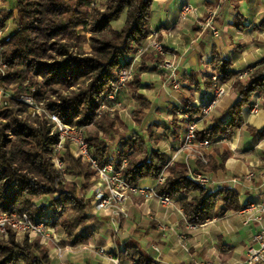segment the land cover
<instances>
[{"label": "trees", "instance_id": "trees-1", "mask_svg": "<svg viewBox=\"0 0 264 264\" xmlns=\"http://www.w3.org/2000/svg\"><path fill=\"white\" fill-rule=\"evenodd\" d=\"M11 1L12 8L0 10V29L12 21L15 27L2 40L3 60L10 66L0 81L17 94H31L39 102H47L67 124L95 126L97 133L86 136L93 156L100 164L127 158L123 176L128 183L154 184L164 171L167 156L151 146V126H146L147 137L139 131L119 139L113 156L109 143L98 136V131L114 130L107 123V113L97 118V110L117 85L120 70L130 65V55L149 35L148 23L153 0H105L104 8L92 5V0H2ZM237 1V0H236ZM237 8V7H235ZM239 15V13H238ZM124 16L120 29L111 23ZM264 28V19L261 22ZM90 31V49L79 45V30ZM211 64L218 69L221 81L231 82L237 99L229 108L227 122L216 119L208 130L198 133L217 143L219 138H231L242 126L243 108L252 97L264 92V57L253 65L245 81L236 78L231 62L216 55ZM28 83L24 84V80ZM197 85L198 81L192 79ZM139 78L133 82L139 84ZM212 87L210 79L204 81ZM64 91V93H63ZM134 110L139 125L151 102L137 97ZM180 109L175 107L173 113ZM190 119H197L200 109L189 104ZM109 118V117H108ZM57 140L56 129L43 117L32 118L21 104L0 108V211L27 214L34 222L47 219L61 228L73 244L87 242L96 233L98 220L85 211L87 200L83 193L91 185L89 161L66 155L70 172L82 179L80 187L74 182L66 186L54 168L52 151ZM221 163L206 154L207 163L197 160L199 171H216L223 166L228 152H220ZM118 155V156H117ZM144 156L142 160L139 156ZM156 191L176 198L188 222L202 224L218 210H239L238 194L231 188L214 192L199 186L188 176V166L172 163L166 169ZM197 193L195 196H190ZM43 197L40 203L35 200ZM139 264H156L137 247L129 246L123 253ZM50 264L49 254L39 241H16L13 235L0 238V264Z\"/></svg>", "mask_w": 264, "mask_h": 264}, {"label": "crops", "instance_id": "crops-1", "mask_svg": "<svg viewBox=\"0 0 264 264\" xmlns=\"http://www.w3.org/2000/svg\"><path fill=\"white\" fill-rule=\"evenodd\" d=\"M185 3L191 5L192 11L181 17L180 9ZM1 7L7 8L5 5ZM211 11H216L215 25L220 30L218 36L202 27ZM263 19L264 0H153L148 31H159L166 51L164 58L175 63L182 87H172L168 73L159 66L162 56L149 53L142 57L137 89L128 86L119 91L114 104H122L119 114L128 116V112L132 114L139 107L137 97L142 96L151 102L141 125L152 127L153 136L148 143L167 156L169 165L178 162L186 164L188 172L199 170L197 160L181 149L186 127V121L181 116L183 107L191 104L199 109L198 104L212 97L213 77L219 75L218 69L211 64L216 55L230 61L235 72L253 66L264 57ZM9 22L4 34L13 29H10ZM123 22L124 16L111 24L114 29H120ZM207 79L213 82L212 87L205 86ZM229 86L227 94L212 112L204 118L198 117L199 133L208 130L216 119L223 122L229 120V108L237 99L234 87L231 83ZM257 99L260 108L254 114L250 112V106ZM175 107L180 109L174 114ZM242 117V126L231 138L221 137L218 143L206 150V154L211 155L218 165L221 158L214 151L215 146L221 153H229L223 166L206 172L213 180L207 190H235L241 206L239 210H218L210 220L191 227L193 223L188 222L176 198H173V203L162 205L156 197L144 199L133 196L127 204L129 216L121 221L119 232L114 235L109 217L100 216L89 202L86 212L99 222L95 235L87 242L73 244L64 231L58 229L55 235L57 241H39L49 254L50 264H114L107 255L98 252L103 246L119 258V264H139L124 257L123 253L129 246L137 247L156 264H198L204 260H212L215 264H234L244 259L249 246H258L256 235H261L264 240V218L257 210L243 211L246 204L264 203V183L258 176L246 178L250 170L264 165V92L252 97L251 103L243 108ZM130 121L131 126L125 128L114 141L116 149L121 137L138 131L136 119L130 116ZM146 183L151 184L148 180ZM195 195L197 193L190 196Z\"/></svg>", "mask_w": 264, "mask_h": 264}, {"label": "built area", "instance_id": "built-area-1", "mask_svg": "<svg viewBox=\"0 0 264 264\" xmlns=\"http://www.w3.org/2000/svg\"><path fill=\"white\" fill-rule=\"evenodd\" d=\"M100 0H92V5H97ZM192 11L191 5L185 3L180 9V16L185 17L186 14ZM216 11L209 12L208 16L204 20L203 29L211 30L214 36L220 34L219 28L215 25ZM159 31L150 32V41L146 44L138 46L135 56L133 57L130 65L123 68L120 71L118 79V87L113 90L107 97V101L116 103V98L121 87L126 85V80L132 77L133 72H136L135 63L139 61V58L143 53L147 51H156L163 55L165 53V47L161 41L158 40ZM4 29H0V81L6 75L7 63L2 58L3 45L2 40L4 38ZM159 66L168 73V80L171 81V85L174 89H181L182 85L178 80L176 73V65L173 61L165 59L159 63ZM252 70L251 67L239 70L238 75L244 78ZM214 88L213 95L207 99L204 103L198 104L200 107V114L198 117L204 118L208 116L212 110L218 105L220 99L227 94L228 85L221 81L220 74L213 77ZM12 101H17L25 104L29 111L35 115L40 112H46L42 103H38L32 95H16L13 90H9L6 87L0 85V108L8 106ZM260 101L255 100L250 106V112L257 114L259 111ZM105 107V102L101 104V109ZM189 106H184L181 112V116L186 121V127L181 139V149L187 151L193 158L200 160L206 164V149L210 147L212 142L207 138H200L198 136V123L199 119H190L188 114ZM100 112V111H99ZM47 116L54 121V127L57 129L59 142L57 147L63 145L64 140L70 139L77 147L76 154L82 156L88 160L91 164V168L94 172L95 183L92 185L87 193V197L90 199L94 209L100 216H108V221L112 225V234L116 235L119 232L121 221L129 216L128 201L133 197L148 199L156 197L159 199L162 205H167L174 202V199L161 195L156 191V185L162 183L165 179V169L169 166L166 164L164 171L157 178L154 184L141 183L131 184L128 183L123 176V167L127 164V158H121V164L117 165L115 162H106L100 164L93 156L92 149L89 147L86 138L83 137L79 128L73 127L63 122L58 114L46 112ZM101 115V112L98 114ZM54 152H57L56 150ZM56 166L60 169H64V164L61 158L55 157ZM188 176L195 181L199 186L207 189L213 182L211 176L206 172L199 170H189ZM264 183V165L259 169H254L247 173L246 178L253 179L257 177ZM257 210L260 217L264 218V203H249L244 206L243 211H255ZM15 213L0 215V230H4L5 225H13L14 227L22 230H30L31 233L39 234L41 242H48L50 240L57 241L55 227L48 222L47 219L39 222L32 221L27 214L16 215ZM191 227L194 224H190ZM255 239L258 241V246H249L246 249L244 259L234 264H264V240L261 235H256ZM156 250L158 249L155 247ZM98 252L102 255H107L111 262L119 264V258L114 257L109 253L105 246L100 247ZM198 264H215L212 260H204Z\"/></svg>", "mask_w": 264, "mask_h": 264}, {"label": "rangeland", "instance_id": "rangeland-1", "mask_svg": "<svg viewBox=\"0 0 264 264\" xmlns=\"http://www.w3.org/2000/svg\"><path fill=\"white\" fill-rule=\"evenodd\" d=\"M104 3H105V0H100L99 2H98V4H97V7L99 8V9H103L104 8ZM2 5H5V7H7V8H2L1 6ZM9 5V6H8ZM10 8H12V4L11 3H7L6 1H2V0H0V10H8V9H10ZM9 24H10V29H12V27L14 28L15 26V24L12 22V21H10L9 22ZM111 26H112V24H111ZM112 28L114 29V27L112 26ZM78 34H79V45L81 46V47H83V50L85 51V52H87V51H89V49H90V36H91V33H90V31L89 30H87V29H84V28H82V29H80L79 30V32H78ZM158 40L159 41H161L160 40V38H159V34H158ZM150 41V32H149V35H148V37H147V39H145V41L143 42V43H141V44H147L148 42ZM162 42V41H161ZM141 44H139V45H141ZM139 45H137L136 46V48H135V50H134V52L130 55V56H132V58L130 57V63H131V61H132V59H133V57L135 56V53H136V51H137V48H138V46ZM149 53H153V54H157V55H159V56H162V58H161V60H160V62L162 61V60H165L166 58H164V55H165V53H166V51H165V53L163 54V55H161L160 53H158V52H156V51H147V52H145V53H143L142 54V56L139 58V61L137 62V63H135V67H136V72H133V74H132V77L131 78H129V79H127L126 80V85L124 86V87H121L120 88V90L119 91H122V90H124V89H126V88H128V86H130V87H132L133 89H137V87L138 86H136V87H134V84H133V82L136 80V78H138L139 77V67H140V63H141V61H142V57L144 56V55H146V54H149ZM169 60V59H168ZM10 67H12V66H10V65H8L7 64V68H6V71L10 68ZM141 68H143V67H141ZM247 68H249V67H247ZM251 68H252V70H253V66H251ZM252 70H250V72L252 71ZM121 71V70H120ZM249 72V73H250ZM248 73V74H249ZM119 74H120V72H119ZM119 76L120 75H118V79H119ZM247 77H248V75L246 76V77H244V78H241V77H239V75H238V72H236V78L237 79H240V80H243V81H245L246 79H247ZM222 82H224V83H226L227 85H228V87H230L229 86V83H231V82H226V81H222ZM28 83V79H26V80H24V84H27ZM232 84V83H231ZM118 87V81H117V85H116V87L114 88V90L116 89ZM7 88V87H6ZM7 89H9V90H13V92H14V94H16V95H22V94H17L16 92H15V90L12 88V87H8ZM63 93H64V91H63ZM110 94V93H109ZM25 95H31V94H25ZM108 97V96H107ZM36 100V99H35ZM37 101V100H36ZM38 103H42V107L43 108H45V111L46 112H49V113H56L55 111H54V107L52 106V105H50L49 103H47V102H39V101H37ZM103 103V102H102ZM101 103V104H102ZM11 104H21L22 106H24L25 107V109H26V113L30 116V117H32V118H36V117H38V116H40V117H43V118H45V119H47L52 125H53V129H55V127H54V121L53 120H51L48 116H47V113L46 112H40V113H37V114H35V115H33L30 111H29V109H28V107L25 105V104H23V103H20V102H17V101H12L9 105H11ZM113 104V105H112ZM123 107V105L122 104H118L117 106L112 102V101H105V107L104 108H102L101 109V105H100V107H99V109L97 110V118H100L103 114H105V113H107V115H108V117L106 118V122L107 123H114V130H112V131H107V132H105V131H102V130H99L98 131V136L100 137V138H102V139H104V140H106L108 143H109V150H110V152H111V154L113 155V156H115V147L113 146L114 145V141L118 138V136L124 131V129L125 128H127V127H129V126H131L130 124H131V121H130V116L132 117V119H135V115H134V111L132 112V114H131V112H128V116H124V114L122 113V115H120L119 113H120V111L123 109L122 108ZM259 108H260V106H259ZM136 109H138V108H136ZM101 112V115H98L100 112ZM189 114V113H188ZM122 118V119H121ZM61 119V118H60ZM124 119L126 120V121H124ZM62 120V119H61ZM185 120V119H184ZM63 121V120H62ZM123 121V122H122ZM64 122V121H63ZM126 122V123H125ZM137 122V121H136ZM66 123V122H65ZM127 124H129V125H127ZM70 125V124H69ZM73 126V125H72ZM137 126V130L142 134V135H144V137H147V133H145V131H146V126L147 125H136ZM73 127H76V128H79V130H80V132L82 133V135H83V137L84 138H86V136L88 135H90V134H94V133H97V129H96V127L95 126H92V125H87V126H82V127H77V126H73ZM141 127H142V129H141ZM56 132H57V129H56ZM223 139H224V137H222ZM87 140V139H86ZM219 140H220V138H219ZM59 142V136H58V132H57V140H56V143H55V145H54V148H53V151H52V162H53V165H54V168L57 170V171H59L60 172V174H61V178H62V181H63V183L66 185V186H68V185H70V184H72V183H74V182H76L77 183V185H78V187H80V185H81V183H82V179H80V178H78L75 174H73V173H71L70 172V170H69V168H70V164H69V162H68V159H66V155H69V157H71V158H81L83 161H88V160H86L85 158H83L82 156H78L77 154H76V149H77V147H76V145L74 144V143H72V141L70 140V139H66V140H64V142H63V145L61 146V147H57V143ZM218 143V142H217ZM214 144H216V143H213L212 142V144L210 145V147L212 146V145H214ZM89 145V144H88ZM90 147V146H89ZM119 148V147H118ZM208 149V148H207ZM206 149V150H207ZM57 151V152H54V151ZM118 156V155H117ZM55 157H59V158H61V160L63 161V164H64V169L63 170H60L57 166H56V163H55ZM144 158V156H139V159L140 160H142ZM256 169V168H255ZM259 169V168H258ZM252 170H254V169H252ZM252 170H250V171H252ZM257 170V169H256ZM249 171V172H250ZM88 175H89V177L91 178V185L88 187V189L86 190V191H84V193H83V196H84V198L87 200V205L89 204V202H90V199L87 197V193H88V191L90 190V188L92 187V185L95 183V178H94V172H93V170H92V168H91V164H90V166H89V169H88ZM43 200V197H41V198H39V199H37V200H35L37 203H40L41 201ZM85 211H86V207H85ZM4 213H6V212H2V211H0V215H2V214H4ZM7 214H13V213H7ZM16 214V213H15ZM17 216H18V214H16ZM15 215V218H13V219H16L17 218V216ZM55 227V233L57 234L58 232H57V230L58 229H60V230H62L61 228H59V227H56V226H54ZM10 235H13L14 236V238H15V240L16 241H19V242H21V241H23L25 238H27L29 241H35V240H37V241H40V237H39V234H35V233H31V231L30 230H22V229H18V228H16V227H14L13 225H9V224H6L5 225V228H4V230H0V238L1 239H8L9 238V236ZM41 242V241H40Z\"/></svg>", "mask_w": 264, "mask_h": 264}]
</instances>
